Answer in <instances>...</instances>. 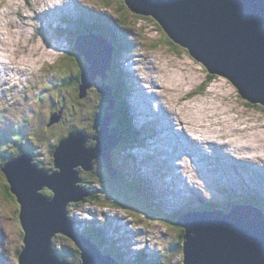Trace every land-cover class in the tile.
I'll return each mask as SVG.
<instances>
[{"label":"rangeland","instance_id":"obj_1","mask_svg":"<svg viewBox=\"0 0 264 264\" xmlns=\"http://www.w3.org/2000/svg\"><path fill=\"white\" fill-rule=\"evenodd\" d=\"M72 2L73 0H0V71L10 70L16 76L10 78L9 84L0 88V133L11 126L20 125L25 132V135L22 133L23 137L26 136V141L22 138V144L18 140L17 144L20 147H17V144L11 146V143H15L6 140L1 145L4 153L0 155V264H19V255L24 247V231L19 217L20 203L10 186L4 182L5 176L1 169L6 163V158L16 156L17 153L21 156L31 150L37 159L36 162L42 168H47L45 172H59L60 168L55 167L54 153L60 141L67 139L72 132L84 133L87 136L86 148H94L97 139L93 137L101 135L100 124L95 129L92 128L96 116L100 114L103 117L113 112L115 116L111 118L110 124H107V134L110 135L115 127L122 134L118 143L109 150L115 174L111 175L103 160L104 156L100 155L91 159L89 170L81 165L73 168L78 171V178L81 180L75 182V185L88 192L90 191L87 188H93L95 191V199L89 200L90 192L82 196L79 202L73 201L68 206V214L75 222V230L87 233L90 228L102 229L99 231L106 235L108 243L119 247L124 259L119 260L123 264H138V260H143L145 264H184V247L173 249L170 246L181 241L184 231V235L187 233L186 228L176 222L178 216L173 218L171 214L160 211L157 206L153 208L145 205L140 199H134L133 189L140 190L134 182L147 184L149 188L151 181L154 189L160 190L158 202L165 206V210L191 206L192 209L196 208L195 203H191L190 194L185 200L177 195L169 197V202L175 201L171 204L173 208L161 201V197L171 191V186L175 185L172 190H178L186 188L187 184L178 178L176 186V181L172 182L169 174L162 178L160 175L155 176L157 168L152 173L155 166L147 165L149 159L153 157L161 161L160 149L163 146L162 142L166 143L167 137L168 145L173 143L174 138L167 131L169 123L174 122L177 130L184 124L187 125L185 128L187 131L200 136L197 141L203 143H199V149L206 148L207 154H211L217 147L214 143H211L213 147H209L207 142L210 144L209 140H213L214 136L220 138L225 135V141H222L224 148L230 142L231 146L239 147L236 152L250 156L249 160L243 161L241 172L231 170L233 175L255 187L259 183L252 176L253 171L248 166H252L253 163V166L260 165L259 168L264 169V106L247 104L237 95L238 90L232 86L230 80L218 73L215 74L219 76L217 81L212 82L210 86H203L207 66L196 57L187 56L185 51L181 53L172 51V48L167 46L169 42L165 37L168 34L164 27H158L153 20L147 17L138 18L133 10L122 9L117 0H75L76 5L82 7L77 14L78 19L86 15L88 21L104 17L107 24L125 30L127 24L119 23V19L129 16L132 26L128 32L134 36L133 42L129 44L136 53L131 68L136 81L130 83V87L134 85L135 88L128 92L127 108L129 117L133 119L131 120L133 127L139 132L137 137V131L132 132L133 127H130L131 131L127 130L128 123L123 107L125 95L117 86L115 77H112L113 74L118 76V73L112 71L114 60L107 49L108 53L105 52L103 39L99 36L97 40L89 37L88 40L93 41L86 44V52L79 45L80 40L76 46V41L81 37H78L71 27L73 21L70 14L76 15L78 10L74 8L75 12H71V9H67L69 6L73 7ZM111 36L115 37L114 34ZM159 43L161 45H158ZM91 55L99 59L93 60ZM17 65L27 66L29 74H26L27 71L22 72ZM144 67H151L152 71L155 69V77L148 76L151 74L148 69L144 74L141 70ZM4 74L0 78V84ZM88 75L91 79L101 75L104 80L95 87L91 82L81 81V76ZM66 77L69 79L63 81ZM102 87L105 89L104 93ZM141 90H144L146 97L150 99L151 93H162H159L157 98L166 105L162 111L155 112L161 113L160 120L164 122L160 127L163 139L158 133L154 135L155 127L151 122L156 118L141 111L140 102L141 100L145 102L144 91L140 93ZM195 92L200 93L192 95ZM155 102V99L151 101V107L156 106ZM52 115L54 118L50 120ZM156 126H159L158 122ZM146 131L151 137L145 139L144 149L138 154L137 149L141 147L139 138ZM8 136L14 135L11 132ZM126 139L129 141L126 142ZM180 139L181 137L177 136L176 140ZM130 147L129 153L127 149ZM167 147L166 143L164 149ZM197 152L191 144L190 151L182 153L180 157L192 158ZM229 153L230 151L226 149L222 154ZM137 158L141 164L134 163ZM166 161L168 162V159ZM193 166L195 168V162L188 163L184 169L192 170L200 180L190 176L194 184L188 183L204 195L206 200L223 196L214 189L212 183L205 185L204 179L211 177L208 176V170L194 169ZM170 172L175 176L177 174L176 169L172 167ZM222 185L224 184L218 183V186ZM143 190L151 194L150 190ZM256 197L254 195V198ZM226 198L238 199L224 197ZM155 201L157 202V198L153 200L154 205ZM171 221H175V224ZM92 238L97 242L95 237ZM185 240L187 241L186 238ZM108 243L105 246L106 250L107 247L109 249ZM97 247L101 254L106 252L100 245ZM54 248L55 254L61 259L73 258L81 264V260L74 253L76 245L72 239L58 234L54 239Z\"/></svg>","mask_w":264,"mask_h":264},{"label":"water","instance_id":"obj_2","mask_svg":"<svg viewBox=\"0 0 264 264\" xmlns=\"http://www.w3.org/2000/svg\"><path fill=\"white\" fill-rule=\"evenodd\" d=\"M125 3L135 12L153 16L168 36L190 50L212 75L218 73L228 78L247 104L264 105V0H125ZM89 76H81V81L96 87L104 80L101 75L92 79ZM113 116L114 112L96 116L92 128L100 124L101 135L93 137L97 145L92 149L86 148L84 133L72 132L60 141L54 153L59 172H45L30 158L4 164L11 188L21 203L24 248L19 264H80L61 260L55 254L53 239L58 232L82 240L81 264H119L112 256L101 254L97 245L87 241L83 234L77 235L73 226L66 229L72 224L68 205L90 193L75 185L81 180L73 168L81 165L89 170L91 159L100 155L104 156L111 175L115 174L109 150L122 134L116 127L107 134V124ZM48 188L54 191L53 197L45 194ZM184 217L176 221L187 230L184 264H264V217L248 205Z\"/></svg>","mask_w":264,"mask_h":264},{"label":"trees","instance_id":"obj_3","mask_svg":"<svg viewBox=\"0 0 264 264\" xmlns=\"http://www.w3.org/2000/svg\"><path fill=\"white\" fill-rule=\"evenodd\" d=\"M110 1V0H109ZM118 2H119V6H121V8L122 9H125V10H127L128 8L130 9V7L125 3V1L124 0H117ZM128 11V10H127ZM133 13H134V15H136L138 18L139 17H141V18H143V17H147L148 19H150V20H153V23H155L158 27H160L159 25H158V23L156 22V20L153 18V16H146V15H142V14H140V13H137V12H134L133 11ZM126 18H120L119 20L121 21V22H125L126 24H127V26H129L130 28H131V26H132V24H131V22H130V19H129V16H125ZM83 24H85V26H86V28H90V29H94V30H98V29H101L102 27L101 26H103L104 24H105V22L104 21H102L101 20V23H98V24H92V25H90V24H88L87 22H84ZM83 30V29H82ZM81 30V31H82ZM86 31H87V33H91V32H89L87 29H86ZM82 33H85L84 31H82ZM112 34H114V33H111V35ZM115 35V34H114ZM110 38H111V36H110ZM115 38H116V35H115ZM112 39V38H111ZM165 39H167L168 40V42H169V44L167 45L169 48H172V51H174L175 53H181V52H183V51H185V53L187 54V56H189V57H192L191 56V54H190V52L189 53H187V51L185 50V48L184 47H182L180 44H178V43H176L173 39H171V38H169V36L167 35V37H165ZM158 45H161V43H159ZM114 66H113V70L112 71H114V72H116V73H118L119 72V70H120V66H121V63H117V54H119V52H117V49H115V51H114ZM194 57V56H193ZM206 67V66H205ZM115 75V76H114ZM112 77H115L116 78V74H113L112 75ZM219 79V76L218 75H212V74H210V72L208 71V68L206 67V70H205V82H204V84H202L203 86H209L212 82H215V81H217ZM70 80H71V78H70ZM205 89V88H204ZM124 90V89H123ZM200 92H195V93H193L192 95H196V94H199ZM124 116H125V120H126V122L128 123V125H127V130L128 131H131V128H132V126H133V124L132 123H130V118L129 117H127L126 116V111L124 110ZM131 127V128H130ZM134 128V127H133ZM133 130H135V128L134 129H132V132H133ZM135 137V136H134ZM129 140L128 139H126V142H128ZM1 145H2V141H0V155L1 154H3L4 152L1 150ZM3 164V163H2ZM127 164V163H126ZM2 168H3V166H2ZM1 168V169H2ZM4 173V172H3ZM6 175V174H5ZM6 182V184L8 183V179L5 181ZM8 185V184H7ZM134 185H138L139 186V188H140V190H134L133 189V191H132V193H134V199H140L143 203H145V205H147V206H151L152 207V205H154L153 204V201L152 202H150L151 201V199H148V198H146L145 196H146V194L144 195V190L143 189H148V187L146 186V184H142V183H135L134 182ZM10 186V185H9ZM8 186V187H9ZM84 186V185H83ZM84 187H86L87 188V186H84ZM10 189H11V191H12V188H11V186L9 187ZM143 188V189H142ZM90 192H91V196H89V198H91V199H89V200H93V199H95V196H94V193H95V191L93 190V188L92 189H89V188H87ZM46 193H51L49 196L51 197H53V193H54V191H50L49 190V188L45 191ZM129 192H131V191H129ZM12 193H13V191H12ZM128 193V192H127ZM137 201V200H136ZM211 206H215V207H217V206H219V205H216V204H212ZM21 207V206H20ZM177 215H178V213H175L174 215H172V217L173 218H176L177 217ZM172 220H176V219H172ZM173 224H175V221H171ZM99 230H102V229H97V228H95V229H93V230H91V231H89L88 233H90L93 237H95L96 239H97V242H99V244L98 245H100L102 248H104L105 249V246H106V244L109 242L108 241V238L106 237V235H103V233L102 232H100ZM184 233H185V231H184ZM184 233H183V238L181 239V241H180V238H178V241H180V242H178V243H175L174 245H171L170 247L171 248H173V249H176V248H178V247H183V245H184ZM75 243V242H74ZM75 245H76V249H74V253H75V255L76 256H78L79 257V259H80V256H81V250L79 249V247H77V244L75 243ZM108 246H109V249H108V247H107V250H106V252L108 253V254H111V255H113L114 256V253H116L115 255H117V257H119V259H122V260H124L123 258H122V254L120 253V249H119V247H117L116 245H113V246H111L109 243H108ZM111 249V250H110ZM112 250H113V252H112ZM78 254V255H77ZM73 255V254H72ZM75 255H73V257L75 256ZM115 257V256H114ZM68 260H71L72 261V263H76L78 260H74L73 258H70V259H68ZM138 262V264H140L141 262H143V260L142 261H140V260H138L137 261ZM143 264H145L144 262H143Z\"/></svg>","mask_w":264,"mask_h":264},{"label":"bare ground","instance_id":"obj_4","mask_svg":"<svg viewBox=\"0 0 264 264\" xmlns=\"http://www.w3.org/2000/svg\"><path fill=\"white\" fill-rule=\"evenodd\" d=\"M98 35L97 36H99L100 34L99 33H97ZM88 35L90 36V37H92V38H94V40H97V38L98 37H96L95 35H93L92 33H88ZM112 38V37H111ZM104 41V43H105V45L107 46V48H108V50H109V53H110V55L112 54V52H111V48H110V46H109V44L107 43V42H105V40H103ZM120 41V40H119ZM191 54V53H190ZM192 55V54H191ZM111 70H112V66H111ZM110 70V71H111ZM3 72H5V70H2V71H0V78L2 77V75L4 74ZM7 84H9V81L7 82ZM166 108V107H165ZM199 122V121H198ZM186 130V129H185ZM180 136V135H179ZM203 136V135H202ZM205 137V136H204ZM204 140V139H203ZM167 141H169V137H167ZM209 141H211V140H209ZM202 143H203V141H202ZM202 143H200V144H202ZM212 147H213V145H212ZM9 180V179H8ZM181 185H183V184H181ZM13 191V190H12ZM13 194L17 197V195L13 192ZM17 200H18V197H17ZM18 202H19V200H18ZM20 203V202H19ZM20 206H21V203H20ZM184 229V228H183ZM74 231H75V233H77V229L75 230V228H74ZM63 237H68L69 238V240H70V233L69 234H61ZM86 238V237H85ZM73 240V239H72ZM81 241L82 240H73V242H75L76 244H77V247L79 246V244L81 243ZM111 258H113V256L111 257ZM116 259L119 261V263H121V264H123L120 260H119V258L118 257H116Z\"/></svg>","mask_w":264,"mask_h":264},{"label":"clouds","instance_id":"obj_5","mask_svg":"<svg viewBox=\"0 0 264 264\" xmlns=\"http://www.w3.org/2000/svg\"><path fill=\"white\" fill-rule=\"evenodd\" d=\"M186 49V48H185ZM123 73H124V71H123ZM122 77L124 78V74H122ZM126 81V80H125Z\"/></svg>","mask_w":264,"mask_h":264},{"label":"flooded vegetation","instance_id":"obj_6","mask_svg":"<svg viewBox=\"0 0 264 264\" xmlns=\"http://www.w3.org/2000/svg\"><path fill=\"white\" fill-rule=\"evenodd\" d=\"M78 71H79V67H78ZM80 72V71H79Z\"/></svg>","mask_w":264,"mask_h":264}]
</instances>
